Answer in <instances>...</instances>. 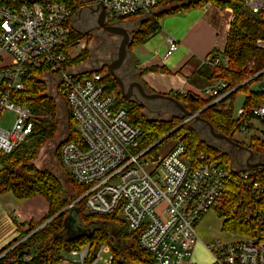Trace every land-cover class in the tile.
<instances>
[{
    "label": "built area",
    "instance_id": "1",
    "mask_svg": "<svg viewBox=\"0 0 264 264\" xmlns=\"http://www.w3.org/2000/svg\"><path fill=\"white\" fill-rule=\"evenodd\" d=\"M172 1L101 0L106 22L113 23L150 15ZM241 1L255 14L264 11V0ZM73 14L72 4L57 0L25 2L18 9L0 1V120L5 111L15 114L11 129L0 126V153L11 154L32 134V114L14 101V95L23 91L28 69H43L51 83L62 86L79 135L78 141L62 145L59 159L72 179L87 187L80 200L85 199L88 214L118 212L129 230L139 233L140 246L152 254L155 264H195L199 223L210 212L220 213L231 205L253 225L247 233L233 234V240L207 244L212 264H264V167L227 169L206 155L193 167L182 139L164 156L149 153L150 148L137 152L142 131L129 123L126 109L116 107V95L107 92L104 74L79 76L67 67L78 56H72L73 46L65 49L74 32ZM76 45L85 47L81 40ZM179 46L169 37L166 57ZM201 65L227 67L228 59L223 54L208 56ZM225 88L226 83L217 81L198 96L213 99V105L230 94L222 93ZM245 113L241 109L238 117ZM251 114L264 119V106L253 108ZM249 122H241V132L247 133ZM89 250L90 246L71 250L57 264H87ZM22 260L31 262L33 254ZM112 260L110 246L102 244L90 264Z\"/></svg>",
    "mask_w": 264,
    "mask_h": 264
},
{
    "label": "trees",
    "instance_id": "2",
    "mask_svg": "<svg viewBox=\"0 0 264 264\" xmlns=\"http://www.w3.org/2000/svg\"><path fill=\"white\" fill-rule=\"evenodd\" d=\"M0 1L11 5L14 9H18L25 3L23 0ZM57 1L72 4L74 12L79 8L76 0ZM208 4L221 9L231 8L234 12L225 50L210 55L223 54L228 59V66L201 65L187 80L191 86L201 91L217 81H223L226 83V88L222 93L231 92L226 98L213 105H210L213 99H203L193 92H175L169 95L180 101L193 115L199 113V117L213 125L216 132L234 139V135L241 128V122L254 118L251 110L264 106V84L262 83L256 90L252 87L264 77V73H262L264 71V48L258 45L259 41H264V11L255 14L241 0H174L164 3L162 8L150 15H134L123 18L115 24H127L129 25L127 27H130L132 26L130 24L136 23L133 24L135 30L132 44L129 47V60L123 70L135 67L132 50L160 32L161 19ZM86 38L87 34L74 31L71 42L65 49L74 46L78 40ZM87 39L89 40V38ZM91 59L92 52L88 46L77 57L69 60L67 67L73 69L80 66L82 68ZM123 70L120 75L125 82L129 83L137 77L135 73L134 76L127 78L123 75ZM149 71L170 73L166 68L157 67L147 70V72ZM100 73L104 74L103 80L107 85V92L116 95V107L126 109L129 123L142 131L137 152L152 147L188 119V117H174L166 120L159 114H157L159 117L150 119L147 117L146 107L140 101L125 99L122 96L120 85L110 72L105 73L103 70ZM47 76L43 69H28L24 76L23 91L14 95V101L19 106L30 110L34 129L26 142L11 154L0 153V194L12 192L19 199L41 196L47 201L49 211L46 217L39 222L31 221L19 225V236L0 250V254L6 253L0 260V264H57L62 261L65 253L71 250H82L87 246H90L87 258V264H90L102 244L110 246L113 256L112 264H155L152 254L140 246L139 233L130 231L118 212L107 216L87 214L85 199L80 200L87 191L86 186L76 183L63 169L66 173L62 175L69 184V189L66 190L59 176L49 170L39 169L35 165L40 151L57 137L61 126L65 125L66 127V138L56 148L54 153L56 157L60 156L63 144L79 140L69 106V117L66 112L64 105L66 96L63 88L62 86L56 87L58 94L63 99L61 108H59L57 100L48 93ZM143 86L147 92L153 93L145 83ZM239 92L246 96L245 106L242 108L246 110V113L243 117L237 115L235 119L233 103ZM191 122L181 126L169 138L150 149L149 153H156L167 141L183 136L182 140L187 150L186 157L193 167L200 165L202 163L201 156L206 155L210 160L218 161L225 168L232 169L229 156L218 146L205 141L198 134L196 128L191 126ZM248 146L256 157L264 159V139L253 137ZM76 201L78 202L73 208H68ZM218 214L222 219L224 232L244 234L253 225L251 222L246 223L239 213H234L231 205ZM55 216H57L55 219L40 228ZM30 253L33 254L31 262L22 260L25 255Z\"/></svg>",
    "mask_w": 264,
    "mask_h": 264
},
{
    "label": "crops",
    "instance_id": "3",
    "mask_svg": "<svg viewBox=\"0 0 264 264\" xmlns=\"http://www.w3.org/2000/svg\"><path fill=\"white\" fill-rule=\"evenodd\" d=\"M77 12H74L72 20ZM233 19L231 8L221 9L211 4L164 17L160 21V32L132 50L133 69L137 77L131 82L145 83L153 93L169 95L193 92L199 95L200 90L191 86L187 79L201 66L204 58L225 50ZM169 37L176 39L180 46L173 55L166 57ZM153 67L166 68L170 73L147 72ZM174 143L165 153L155 154L164 156ZM48 211L49 205L41 196L19 199L12 192L0 194V250L19 236L20 224L39 222ZM199 243L194 252V261L197 252L207 250Z\"/></svg>",
    "mask_w": 264,
    "mask_h": 264
},
{
    "label": "rangeland",
    "instance_id": "4",
    "mask_svg": "<svg viewBox=\"0 0 264 264\" xmlns=\"http://www.w3.org/2000/svg\"><path fill=\"white\" fill-rule=\"evenodd\" d=\"M172 5H175V4H172ZM133 24H136V23H133ZM133 24H130V25H133ZM107 25L110 26V25H118V24L107 21ZM123 25L129 26L127 24H123ZM80 30L83 34L84 33L87 34V38H89V40L87 38L81 39L82 44L85 45L84 48H81L80 45H76V43H75V46H73V48L71 50L72 56L79 55L83 50H85L89 46L91 49V52H92L91 63L94 64V62H96V59H100V58L104 57V54L107 53L108 51H110L111 49L113 52L115 51L113 48L109 47L112 35L105 32L104 29L98 25V18H92L88 22H85L84 25L80 26ZM258 45L260 47L264 48V41H259ZM89 63L90 62H86L83 66L85 68H87L89 66ZM80 71H81L80 66H76L73 69L74 73H78ZM106 72L107 71H105V73ZM46 82L48 83V87H49L48 93L57 100L59 108H61V101L63 99L61 98V96L57 92L56 87H57L58 83L56 81H54L51 84L49 76H47ZM262 83L264 84V77L262 80L257 81L252 86L253 89L254 90L258 89L262 85ZM200 92H201V90H200ZM245 98H246V96L242 92H239L237 94L235 100H234L233 110H234V118L235 119L237 118L238 112L242 108H244V106H245ZM147 117H149L150 119H154V118H157L159 116L156 114H147ZM14 119H15L14 113H12L10 111H5L1 117L0 126L4 129H7V130L11 129ZM164 119H168V116H165ZM191 121H192L191 123H193V119ZM249 125H250V127H248L247 133L241 132L239 130L234 135V140L236 142L241 143V145L246 146L248 148H249V146H248L249 142L253 137H259L261 139H264V119H259L256 117L251 118ZM194 127L197 128L202 134L207 136L208 133L206 130L201 128L202 126L200 127V125L195 124ZM175 129H173L172 131H174ZM172 131H170V132H172ZM65 138H66V127H65V125H63V127L61 126V129H60L57 137L54 140L50 141L47 145H45L43 147V149L40 151L38 158L35 161V165L39 169L49 170L53 174L59 176L61 178V181L63 183L64 188L66 190H68L69 184H68L66 178L62 175L63 173H66V171L68 172V170H66V169H65L66 171L63 170L64 168L62 167V165L60 163L59 157L58 156L56 157L54 154L59 143L62 142ZM167 138H169V137H166V139ZM181 139H183V136H179L178 138H174L172 140L167 141L166 143H164L163 146H161V148L159 150L156 151V153L157 152L160 154L165 153L176 140H181ZM208 139L210 140L209 137H208ZM231 156H232L233 161H234V168L235 169L238 168V160L239 159L241 160V158H243L246 160L248 157L246 152H243L242 157L240 156L239 159H238V155L236 153H232ZM259 160H260V157L257 156L256 162H259ZM263 162H264V159H263ZM237 170H239V168ZM163 207H164V205H163ZM161 210H162L161 207H159L157 209V213L159 215H161ZM197 233H198L199 238H200L199 245L204 247V248H206V244H209V243H214L217 241H230V240H233L234 238H236V236L233 235V234H235L234 232H224L222 230V219L219 217V214L215 211L210 212L209 214H207L203 218V220L200 222L199 226L197 227ZM196 256H197V258H195V261H194L195 264H211L212 258H213L212 254L210 252H207V250L200 252V253L197 252Z\"/></svg>",
    "mask_w": 264,
    "mask_h": 264
},
{
    "label": "water",
    "instance_id": "5",
    "mask_svg": "<svg viewBox=\"0 0 264 264\" xmlns=\"http://www.w3.org/2000/svg\"><path fill=\"white\" fill-rule=\"evenodd\" d=\"M26 3H38L41 0H23ZM88 8H81L76 13L75 17L72 20V26L73 29L78 32L82 33L80 30V26L83 25V22H88L89 19L95 15H97L98 18V25L104 29L105 32L115 35L122 38V42L120 44L117 59L110 62L109 64L102 65L100 67H96L94 69H90L87 71H82L78 73L77 75H86V74H92V73H98L103 71L106 67L109 70L112 77L118 82L121 88L122 96L125 99H135L137 101H140V103L143 106H146L145 103H155V108L158 109V114L164 119L165 116H168V119H172L174 117H188L184 123H182L180 126H178L174 131L170 132L168 135L160 139L158 142H156L150 149L157 146L159 143L164 141L166 137L171 136L174 132H176L181 126L186 124L187 122L191 121L193 119V123H191V126L194 127L195 124L200 125L201 128L207 131V136L202 134L197 128L198 134L208 143L214 144L218 146L221 150H223L230 158L232 169L234 168V161L231 156L232 153H236L239 157L243 155V152H246L248 155L247 159L245 160V163L242 164L243 158L241 160H238V168L242 171L244 170H252L258 167H264L263 159L260 157L259 162H256V155L255 153L248 147L241 145L240 143L236 142L233 138L228 137L226 135L220 134L216 132L213 125H211L209 122L205 121L201 117H199L198 114H192L190 113L186 107L178 101L175 97L170 96L168 94H161V93H149L138 81H133L131 83L125 82L123 77L120 75V72L125 67L126 62L129 60L130 56V45L133 41V32L135 29H129L127 26L124 25H107L106 23V15H105V8L101 0H97V5L95 7V10ZM85 11H89V14ZM85 23V22H84ZM83 34V33H82ZM85 34V33H84ZM264 73V71L262 72ZM260 73V74H262ZM59 88V85H58ZM64 105L66 107V112L69 117V110H68V103L64 101ZM157 115V114H156ZM166 119V120H168ZM195 128V127H194ZM210 138V140L208 139ZM61 214V213H60ZM59 214V215H60ZM58 216V215H57ZM57 216L50 219L48 222L43 224L40 228L44 227L46 224L51 222L53 219H55ZM85 233L83 234V236Z\"/></svg>",
    "mask_w": 264,
    "mask_h": 264
},
{
    "label": "flooded vegetation",
    "instance_id": "6",
    "mask_svg": "<svg viewBox=\"0 0 264 264\" xmlns=\"http://www.w3.org/2000/svg\"><path fill=\"white\" fill-rule=\"evenodd\" d=\"M76 2L79 5V8L77 10H79L81 8H85L86 9L88 7H91L90 9L95 10V7L97 5V0H76ZM85 12H87L89 14V11H85ZM92 18H97V15L91 17L89 20H91ZM84 22H86V21H84ZM84 22H83V25L85 24ZM134 26L135 25H132V26H130L128 28L132 30ZM121 42H122V38L121 37L112 35L109 47L113 48L115 51L113 52L112 49H111L110 51H108L107 53L104 54V57H102L100 59H96V62H94V64H92L91 61H90L89 66L87 68L82 66L81 70L82 71H87V70H90V69H94L96 67H99L100 65L102 66V65L109 64L110 62H112L115 59H117V54H118V50H119ZM104 70L109 72L107 67ZM123 75L125 77L129 78V77H132V76L135 75V71L133 69H131V68H128V69L125 68L123 70ZM145 104H146L145 107L147 109L146 110L147 114H158V109L154 107V106H156L155 103H149V104L145 103ZM244 163H245V159H243L242 164H244Z\"/></svg>",
    "mask_w": 264,
    "mask_h": 264
}]
</instances>
